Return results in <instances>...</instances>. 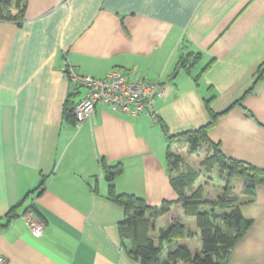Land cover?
I'll use <instances>...</instances> for the list:
<instances>
[{
  "label": "crops",
  "instance_id": "obj_1",
  "mask_svg": "<svg viewBox=\"0 0 264 264\" xmlns=\"http://www.w3.org/2000/svg\"><path fill=\"white\" fill-rule=\"evenodd\" d=\"M24 4L22 21H0V264H140L120 239L126 216L107 198L102 163L122 164L118 194L149 206L175 201L162 125L174 138L205 125L211 96L221 115L208 139L225 157L264 171V0ZM190 53L200 57L183 70L182 86L178 63ZM67 66L94 78L119 69L162 83L179 71L155 102L158 125L98 105L75 127L63 114L74 89ZM77 92L75 103L84 95ZM30 209L43 224L40 237L28 228ZM239 210L252 223L229 264H264V184ZM181 217L172 207L156 230Z\"/></svg>",
  "mask_w": 264,
  "mask_h": 264
},
{
  "label": "trees",
  "instance_id": "obj_2",
  "mask_svg": "<svg viewBox=\"0 0 264 264\" xmlns=\"http://www.w3.org/2000/svg\"><path fill=\"white\" fill-rule=\"evenodd\" d=\"M12 9H15V14L11 13ZM24 14V0H0V21L19 22L23 20ZM199 57L198 54L190 53L180 58L178 68L190 72L198 62ZM77 91L78 89L74 87L64 104V119L72 125H75L74 107L76 103L74 99L78 95ZM213 98L214 96H211L204 101L209 121L198 129L184 132L174 138L166 134V128L162 125V130L168 141L166 165L170 185L177 195L175 201H164L159 206H149L143 199L136 196L118 194L113 182L122 173V164L107 166L102 163L105 181L108 183L107 198L121 207L126 216L125 220L119 223L118 232L121 240L129 242L128 255L133 261L140 264H176L178 262L183 264H229V256L234 245L251 226V220L245 219L241 215L237 198L230 195L232 182L234 179L244 181V193L248 199L242 204L249 203L254 196L256 187L264 184V171L245 162L225 157L219 145L208 139V133L221 115L214 113L211 108ZM235 105H239V101L233 104V106ZM176 140H185L188 143L189 151L192 153L197 152L201 142H204L211 149L200 164L209 170L218 168L226 183L223 193L215 201L208 202L203 199L200 188L190 196L187 195L198 176V172L190 169L186 172L178 170L182 159L171 151V143ZM173 169L176 171L175 175H172ZM176 205L182 208L185 217L195 219L201 241V250L195 254L186 246H178L176 249H172L173 245L183 239L186 234L185 228L179 220L160 231L156 243L149 237L154 222L168 214ZM205 207H210V213L200 211L201 208ZM215 208L223 211L230 210L231 212L217 216L213 213ZM34 212L35 210H33ZM164 253H167L166 258L162 259Z\"/></svg>",
  "mask_w": 264,
  "mask_h": 264
},
{
  "label": "built area",
  "instance_id": "obj_3",
  "mask_svg": "<svg viewBox=\"0 0 264 264\" xmlns=\"http://www.w3.org/2000/svg\"><path fill=\"white\" fill-rule=\"evenodd\" d=\"M63 71L74 87L84 92L74 107L75 127L89 120L98 105H103L117 114L131 118L144 116L153 124L158 123L155 102L165 92L164 84L160 80H131L119 69H112L103 78L79 75L70 66ZM25 217L31 233L40 237L43 232L42 222L35 218L32 210H28ZM3 262L0 256V263Z\"/></svg>",
  "mask_w": 264,
  "mask_h": 264
},
{
  "label": "rangeland",
  "instance_id": "obj_4",
  "mask_svg": "<svg viewBox=\"0 0 264 264\" xmlns=\"http://www.w3.org/2000/svg\"><path fill=\"white\" fill-rule=\"evenodd\" d=\"M13 1V0H12ZM13 8V4H12ZM12 14H15V9L11 10ZM189 74L193 73H188ZM173 76V75H172ZM171 76V77H172ZM183 78H185L183 70L180 73L179 78L176 80V82L182 83L184 86L186 82H182ZM164 85L169 84H175V82H167L168 80L163 78ZM153 124V123H152ZM158 125V123H157ZM160 128V127H159ZM161 131V128H160ZM166 145H168V141L166 140ZM188 143L184 140H176L175 142L171 143V151L175 154L179 155L181 157L180 166L178 167V170L181 172H186L187 170H194L198 172V176L195 179L192 188L187 192V195L190 196L192 193L197 191L199 188L202 189V197L208 202L215 201L221 194L223 193V189L225 186V179L220 175L218 168H214L212 170L207 169L206 166H202L200 162L205 158L206 154L211 151V149L206 145L204 142H201L199 144V148L197 152L192 153L189 151ZM176 171L172 170V175H175ZM244 181L242 179H234L232 182V189L230 192L231 196H234L237 198L238 205H241L243 202H245L248 197L244 193ZM180 207V206H179ZM182 211V217L179 219H173L172 225L175 221H181L186 234L183 239L177 241L175 245H173L172 249H176L178 246H186L190 249V251L195 254L201 250V241H200V232L196 227L195 219L193 217L188 218L185 217L183 214V210L180 207ZM200 211H205L210 213V207L201 208ZM230 210H220L218 208H215L213 210V213L217 216H220L222 214L230 213ZM177 214V213H176ZM169 225V226H170ZM164 227V226H163ZM166 228H159V230H156L155 223L153 230L149 233V237L154 240L156 243V240L158 238V235L160 231ZM167 253H164L162 255V259L166 258ZM176 264H183L182 262H178Z\"/></svg>",
  "mask_w": 264,
  "mask_h": 264
},
{
  "label": "water",
  "instance_id": "obj_5",
  "mask_svg": "<svg viewBox=\"0 0 264 264\" xmlns=\"http://www.w3.org/2000/svg\"><path fill=\"white\" fill-rule=\"evenodd\" d=\"M178 71H179V69H177V70L175 71V73L173 74V76H172L171 78L168 79V82H170V81H172V80L174 79V77H175V75L178 73Z\"/></svg>",
  "mask_w": 264,
  "mask_h": 264
}]
</instances>
